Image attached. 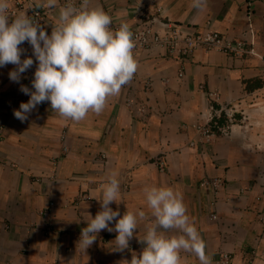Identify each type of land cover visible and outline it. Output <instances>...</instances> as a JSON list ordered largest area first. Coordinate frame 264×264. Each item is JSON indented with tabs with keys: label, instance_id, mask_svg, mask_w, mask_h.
<instances>
[{
	"label": "crops",
	"instance_id": "crops-1",
	"mask_svg": "<svg viewBox=\"0 0 264 264\" xmlns=\"http://www.w3.org/2000/svg\"><path fill=\"white\" fill-rule=\"evenodd\" d=\"M33 3L48 11L42 27L51 35L59 8H46L43 0ZM195 3L89 0V7L102 8L117 28L121 22L136 28L145 12L158 19L156 28L167 22L186 34L216 31L248 46L255 42L256 52L264 57V0ZM21 11L30 14L28 8ZM20 47L25 50L22 60H34L20 81L9 76L16 65L0 68V264L131 261L146 247L140 239L153 219L145 202L146 186H169L181 194L210 264H264L261 58L198 49L180 59L158 45L133 48L137 71L119 95L108 99L102 113L74 122L60 118L46 101L21 121L14 113L30 99L21 87L32 88L38 61L27 41ZM211 93L218 94L217 108L238 111L233 124L222 120L227 136L206 142L195 126L208 121ZM113 172L122 201L110 207L118 208L121 216L127 208L144 210L146 218L139 221L127 249L118 250V233L104 229L85 250L78 246L82 229L89 214L94 218L102 210L99 188ZM215 180L224 186H203ZM181 256L182 264H200L190 252Z\"/></svg>",
	"mask_w": 264,
	"mask_h": 264
},
{
	"label": "clouds",
	"instance_id": "clouds-1",
	"mask_svg": "<svg viewBox=\"0 0 264 264\" xmlns=\"http://www.w3.org/2000/svg\"><path fill=\"white\" fill-rule=\"evenodd\" d=\"M200 4L201 0H196L194 6L200 7ZM43 6L59 8L51 35L26 12L11 16L10 0H0V68L16 65L9 76L14 82L20 81L21 74L34 64L31 57L21 59L25 50L20 45L26 41L38 61L32 88L21 87L30 99L21 103L15 117L27 120L28 114L46 101L60 118L74 122L85 119L90 113H102L108 99L119 95L137 71L129 24L121 22L118 28H113L112 17L102 8L89 7V0H81L78 7L75 0H66L65 4H60V0H43ZM99 191L101 197L97 200L102 210L94 218L89 214L78 246L86 250L94 243L96 235L107 229L118 233L114 243L123 251L129 247L139 221L147 214L144 210L127 208L121 216L118 208L110 207L113 202L119 205L122 201L115 172ZM143 191L153 218L140 239L146 247L123 264H182V251L194 254L200 264H210L205 242L188 215L181 194L169 186H146ZM113 221L116 222L114 228L110 227Z\"/></svg>",
	"mask_w": 264,
	"mask_h": 264
},
{
	"label": "built area",
	"instance_id": "built-area-1",
	"mask_svg": "<svg viewBox=\"0 0 264 264\" xmlns=\"http://www.w3.org/2000/svg\"><path fill=\"white\" fill-rule=\"evenodd\" d=\"M14 6L9 9V14L15 16L20 10L28 8L29 16L35 21H38L41 26L44 23L45 17L48 14L46 10L37 9L34 6L33 0H13ZM81 0H75L78 7ZM66 0H60V4H65ZM158 10H161L158 8ZM142 12V11H141ZM157 18H150V15L142 12L139 20V25L136 28H131L132 39L134 41V49H144L151 45H158L169 49L174 57L185 59L188 58L192 52L198 49L214 50L222 53L234 54L237 56H243L245 54L253 57H259L263 61L264 57L256 52L253 41L250 46L243 41H234L224 35L210 30H204L197 34H186L182 31L181 27L175 23L159 22L160 28H156ZM113 28H117L112 25ZM253 26L250 25L249 33L254 38ZM182 77V74H181ZM150 86V85H149ZM211 105L209 107V114L206 116L207 122L199 123L195 126L198 133L203 137L206 142H210L218 136H227L229 134L228 126L221 127L218 124L219 119L224 115L227 118L229 124L235 122V115L237 114V108H217L214 104L218 100L217 93H211ZM2 97H0L1 101ZM16 100H19L16 98ZM164 165V163H162ZM203 186H211L216 190H219L224 186L222 180H215L212 182L204 183ZM213 219L217 217L213 216ZM227 263V260L225 261Z\"/></svg>",
	"mask_w": 264,
	"mask_h": 264
},
{
	"label": "trees",
	"instance_id": "trees-1",
	"mask_svg": "<svg viewBox=\"0 0 264 264\" xmlns=\"http://www.w3.org/2000/svg\"><path fill=\"white\" fill-rule=\"evenodd\" d=\"M223 119H224V118L219 119V121H218V124H219V126H221V127H223V126L221 125Z\"/></svg>",
	"mask_w": 264,
	"mask_h": 264
}]
</instances>
